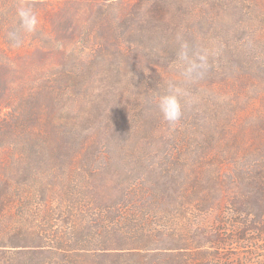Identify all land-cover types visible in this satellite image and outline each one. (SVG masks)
I'll list each match as a JSON object with an SVG mask.
<instances>
[{
  "label": "trees",
  "instance_id": "obj_1",
  "mask_svg": "<svg viewBox=\"0 0 264 264\" xmlns=\"http://www.w3.org/2000/svg\"><path fill=\"white\" fill-rule=\"evenodd\" d=\"M236 1L246 18L264 27L249 0ZM147 11L138 32L111 35V43L123 38L128 43L117 48V57L129 61L143 52L139 59L146 61L141 42L168 44L174 37L151 34L152 29L168 25L176 33L187 21L170 10L168 0ZM122 66L115 67L119 75ZM150 71L155 68H138L134 77L142 82L131 90L108 73L96 94L89 93L88 76H66L55 88L35 83L20 96L6 88L11 81L0 73V264H187L186 252L209 242L225 247L264 240V64L252 66L251 81L232 85L258 95L248 98L251 113H242L239 100L221 106L232 107L224 116L214 114L209 102L193 112L203 115L195 130L234 122L224 146L231 147L232 157L242 153L251 160H146L147 140L154 142L165 120L162 114L145 119L138 99L162 96L174 84L145 79ZM132 107L140 112L134 117ZM182 119L178 126H186ZM246 141L250 147L243 148ZM218 185L229 190L230 217L219 221L227 236L205 240L201 225L183 220L192 210L206 215L216 208Z\"/></svg>",
  "mask_w": 264,
  "mask_h": 264
},
{
  "label": "rangeland",
  "instance_id": "obj_2",
  "mask_svg": "<svg viewBox=\"0 0 264 264\" xmlns=\"http://www.w3.org/2000/svg\"><path fill=\"white\" fill-rule=\"evenodd\" d=\"M157 1L0 0V73L6 77L7 82L11 81L6 88L20 96L23 91L31 90L35 83L55 88V82L58 85L66 80V76L73 79L88 76L89 93L96 94L109 73L110 80L115 83L121 81L124 83L122 85L131 84V90L135 84L142 82L141 77H134L135 71L144 65L152 66L155 71H150L145 79L172 81L187 92L188 102L184 104L185 111L181 117L187 123L183 122L186 126H178L179 120L172 126L165 120L154 134V142L151 144L147 140L146 160H251V157H244L242 153L232 157L231 147L224 146L225 141L229 143L232 130L236 129L234 122L231 126L214 124L195 130L197 122L199 124L203 121V115L193 112L203 102H209L214 114L224 116L230 113L228 110H232V107L223 109L221 106L225 103L232 105L237 100L245 109L243 114L253 111V105H248L247 102L250 96L256 95L254 90L249 88L246 91L249 93L244 94L232 85L251 81L252 66L260 62L264 64L262 23L246 18L242 11L244 7L238 6L236 0H168L173 13L186 16L183 28L176 33H172L168 25L152 29L154 33L151 31V34H174V37L168 44H161L165 39L158 40L157 43L154 38L150 42H141L138 50L148 53L146 61L139 59L143 52H137L135 59L129 61L117 57V48H126L128 43L124 38L123 44L121 40L111 43V35L124 36L130 28L138 32L140 25L145 22L143 19L146 18L147 10ZM249 2L259 13L260 19H263L264 0ZM139 3L142 4L141 9H138ZM20 7H32L37 13L39 23L35 32L27 33L21 28L17 14ZM10 33H16L19 43L10 37ZM88 35L90 37L86 38ZM185 43L189 46L190 55L207 52L208 56V66L203 76L190 81L185 79L184 64L178 59L181 45ZM151 48L155 50L153 56L150 55ZM158 51L163 53L158 54L159 58L156 57ZM119 66H122L120 75L115 69ZM124 97L127 98L128 94ZM159 98L155 94L144 100L138 99L145 119L155 121L162 114L159 105H156ZM81 99L88 104L87 98ZM133 101L134 99H129L130 103ZM255 104L259 109L263 106L259 101ZM206 108V105L202 106L203 110ZM131 110L132 117L140 113L133 107ZM135 137L142 138L141 134H135ZM242 147H250L249 141L244 142ZM253 160H258V157ZM233 166L234 162H229L226 170L231 171ZM215 167L217 168L216 165ZM222 186L216 187L220 194L217 203L223 204L222 208L219 209L218 205L206 215L204 211L192 210L191 216L183 220L188 224L201 225L206 235L205 240H214V235L219 238L227 236V231L223 233V227H219V221L224 215L230 217L231 213V208L227 206L230 202L229 190ZM232 261L264 264V240L244 245L234 242L225 247L213 241L202 249L186 252L187 264H221Z\"/></svg>",
  "mask_w": 264,
  "mask_h": 264
},
{
  "label": "clouds",
  "instance_id": "obj_3",
  "mask_svg": "<svg viewBox=\"0 0 264 264\" xmlns=\"http://www.w3.org/2000/svg\"><path fill=\"white\" fill-rule=\"evenodd\" d=\"M17 14L21 21V28L27 33H33L37 30L39 23L38 15L32 7H20ZM10 37L19 43L16 33H10ZM178 59L184 64L183 75L186 80H193L202 77L207 69V52H197L193 55L189 53L187 43L181 45L178 53ZM182 100L184 103H182ZM187 101V92L178 88L174 84H169L166 94L159 98V109L169 125L175 124L183 115V107Z\"/></svg>",
  "mask_w": 264,
  "mask_h": 264
}]
</instances>
